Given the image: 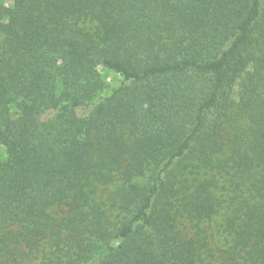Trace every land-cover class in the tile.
I'll return each mask as SVG.
<instances>
[{"label": "trees", "instance_id": "16d2710c", "mask_svg": "<svg viewBox=\"0 0 264 264\" xmlns=\"http://www.w3.org/2000/svg\"><path fill=\"white\" fill-rule=\"evenodd\" d=\"M0 145V264H264V0L0 4Z\"/></svg>", "mask_w": 264, "mask_h": 264}, {"label": "rangeland", "instance_id": "374dc122", "mask_svg": "<svg viewBox=\"0 0 264 264\" xmlns=\"http://www.w3.org/2000/svg\"><path fill=\"white\" fill-rule=\"evenodd\" d=\"M0 4H6V5H10L12 4V0H0ZM103 73L107 76V80L109 81L110 83V87H108V91H110L115 85H117L120 81V76H118L115 72L113 71H110V70H106L104 69L103 70ZM7 158V152H6V148L2 145H0V160H6ZM107 192L106 191L104 193V197L107 196ZM109 211V214L111 215L112 219L115 221L117 220L116 218V213H117V210L116 209H113V210H108ZM122 212H124L122 209H121Z\"/></svg>", "mask_w": 264, "mask_h": 264}]
</instances>
